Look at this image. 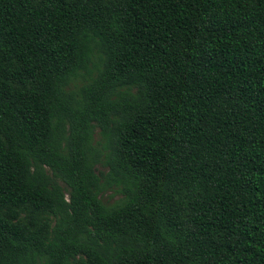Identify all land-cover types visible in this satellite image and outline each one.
<instances>
[{"label": "trees", "instance_id": "16d2710c", "mask_svg": "<svg viewBox=\"0 0 264 264\" xmlns=\"http://www.w3.org/2000/svg\"><path fill=\"white\" fill-rule=\"evenodd\" d=\"M0 264H264V0H0Z\"/></svg>", "mask_w": 264, "mask_h": 264}, {"label": "rangeland", "instance_id": "374dc122", "mask_svg": "<svg viewBox=\"0 0 264 264\" xmlns=\"http://www.w3.org/2000/svg\"><path fill=\"white\" fill-rule=\"evenodd\" d=\"M87 78V77H86ZM84 79H79L78 82L83 81ZM95 139H97V136H95ZM118 198L117 195H115L112 191L106 193L103 196V200L106 203H111L114 200H116ZM22 216H27L26 213H22ZM36 221H37V227H40L43 224H48L49 228H51L53 226V218L51 216H49L48 214L44 213V212H38L35 215Z\"/></svg>", "mask_w": 264, "mask_h": 264}]
</instances>
